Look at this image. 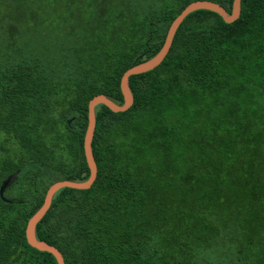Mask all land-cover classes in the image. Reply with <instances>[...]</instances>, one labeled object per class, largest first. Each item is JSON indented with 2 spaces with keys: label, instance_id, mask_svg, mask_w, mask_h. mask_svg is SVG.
Instances as JSON below:
<instances>
[{
  "label": "trees",
  "instance_id": "trees-1",
  "mask_svg": "<svg viewBox=\"0 0 264 264\" xmlns=\"http://www.w3.org/2000/svg\"><path fill=\"white\" fill-rule=\"evenodd\" d=\"M192 1L0 0V264H57L25 227L52 183L89 176L88 101L121 104ZM129 87L126 111L95 107L94 182L56 191L36 237L65 264H264V0L190 12Z\"/></svg>",
  "mask_w": 264,
  "mask_h": 264
},
{
  "label": "water",
  "instance_id": "water-1",
  "mask_svg": "<svg viewBox=\"0 0 264 264\" xmlns=\"http://www.w3.org/2000/svg\"><path fill=\"white\" fill-rule=\"evenodd\" d=\"M198 9H205L212 12H215L221 16V18L227 22H233L240 15V0H233L231 5L230 12L216 1L211 0H195L188 3L181 12L171 21L167 33L165 35L164 42L161 48L157 51L155 55L151 58L144 60L140 63L131 65L128 69H126L120 77V91L123 96V102L121 104L113 101L107 95L101 93L93 96L87 104V125L83 137V153L86 160L87 167L89 169V176L85 180H58L52 183L48 189L46 190L43 202L41 206L33 213V215L28 219L26 227H25V238L27 243L39 250L46 251L53 255L57 264H65L63 256L61 252L55 246L47 243L44 240H39L36 237L35 229L37 223L42 219L45 215L46 211L49 209L53 195L60 188L69 187L74 189H88L92 183L94 182L97 175V166L93 157L91 142L94 135L95 130V107L99 104H103L108 107L112 112H124L133 104V95L129 87V77L134 74L144 73L149 70H152L156 66H158L162 60L165 58L168 53L170 46L173 41V37L175 32L183 21V19L192 11ZM68 126L72 127V119L67 120ZM11 183V179H4L0 185V198L8 202L9 200L4 196V192L6 187Z\"/></svg>",
  "mask_w": 264,
  "mask_h": 264
}]
</instances>
